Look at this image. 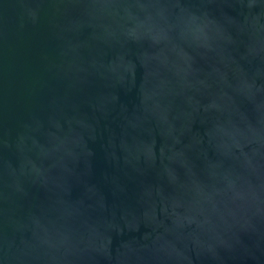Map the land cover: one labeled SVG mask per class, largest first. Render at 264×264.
Masks as SVG:
<instances>
[{
    "label": "water",
    "instance_id": "95a60500",
    "mask_svg": "<svg viewBox=\"0 0 264 264\" xmlns=\"http://www.w3.org/2000/svg\"><path fill=\"white\" fill-rule=\"evenodd\" d=\"M0 264H264V0H0Z\"/></svg>",
    "mask_w": 264,
    "mask_h": 264
}]
</instances>
